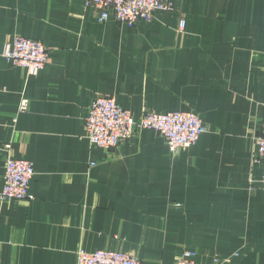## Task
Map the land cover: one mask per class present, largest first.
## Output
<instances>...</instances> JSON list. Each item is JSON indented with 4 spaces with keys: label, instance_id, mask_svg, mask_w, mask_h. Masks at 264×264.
Instances as JSON below:
<instances>
[{
    "label": "crops",
    "instance_id": "crops-1",
    "mask_svg": "<svg viewBox=\"0 0 264 264\" xmlns=\"http://www.w3.org/2000/svg\"><path fill=\"white\" fill-rule=\"evenodd\" d=\"M171 5L129 27L80 0H0V193L8 155L37 173L33 200H0V264H77L80 250L264 264V0ZM17 36L46 45L43 71L3 57ZM100 96L135 118L193 112L206 132L173 150L154 130L91 147Z\"/></svg>",
    "mask_w": 264,
    "mask_h": 264
},
{
    "label": "built area",
    "instance_id": "built-area-1",
    "mask_svg": "<svg viewBox=\"0 0 264 264\" xmlns=\"http://www.w3.org/2000/svg\"><path fill=\"white\" fill-rule=\"evenodd\" d=\"M88 8L97 10L99 23L110 18L134 27L139 21L152 22L160 11L172 10L171 0H80ZM185 21L180 22V29ZM3 57L14 65L39 73L48 64L49 50L38 40L17 36ZM28 109V100L24 99L20 111ZM142 130H154L162 135L170 149L191 147L198 143L206 128L199 115L193 112L174 111L165 114L145 112L135 118L122 108L112 97H97L89 108L86 118V133L91 147L111 150L130 142L135 133ZM10 151V147H7ZM252 159L254 163L264 162V126L255 140ZM35 164L29 160L14 159L8 155L5 164V184L0 193L1 202L30 201L34 199L32 183L36 177ZM196 253H182L176 264H197ZM77 264H143L138 258L114 251L77 252ZM213 264H221L219 259Z\"/></svg>",
    "mask_w": 264,
    "mask_h": 264
}]
</instances>
